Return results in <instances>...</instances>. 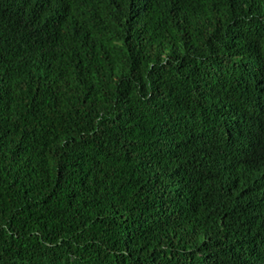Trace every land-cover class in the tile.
Wrapping results in <instances>:
<instances>
[{
  "label": "trees",
  "instance_id": "16d2710c",
  "mask_svg": "<svg viewBox=\"0 0 264 264\" xmlns=\"http://www.w3.org/2000/svg\"><path fill=\"white\" fill-rule=\"evenodd\" d=\"M0 264H264V0H0Z\"/></svg>",
  "mask_w": 264,
  "mask_h": 264
}]
</instances>
